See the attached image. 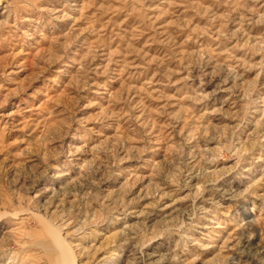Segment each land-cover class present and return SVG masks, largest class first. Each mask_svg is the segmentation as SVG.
<instances>
[{"label":"rangeland","instance_id":"1","mask_svg":"<svg viewBox=\"0 0 264 264\" xmlns=\"http://www.w3.org/2000/svg\"><path fill=\"white\" fill-rule=\"evenodd\" d=\"M64 262L264 264V0H0V264Z\"/></svg>","mask_w":264,"mask_h":264},{"label":"bare ground","instance_id":"2","mask_svg":"<svg viewBox=\"0 0 264 264\" xmlns=\"http://www.w3.org/2000/svg\"><path fill=\"white\" fill-rule=\"evenodd\" d=\"M2 1V0H1ZM249 218H251L250 216L249 217H247V219H249ZM247 222V221H246ZM245 239V238H244ZM251 239L252 238H248V239H245L244 240V244H246V245H248V247L250 246V244H251ZM243 240V239H242ZM64 254H66L65 252H64ZM61 264V263H60ZM63 264H65V262L63 263ZM68 264H74V263H68Z\"/></svg>","mask_w":264,"mask_h":264}]
</instances>
